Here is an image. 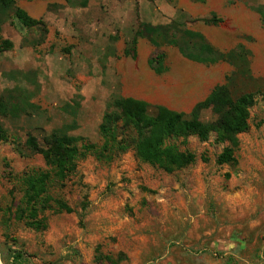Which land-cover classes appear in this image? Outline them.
Masks as SVG:
<instances>
[{
  "label": "rangeland",
  "instance_id": "obj_1",
  "mask_svg": "<svg viewBox=\"0 0 264 264\" xmlns=\"http://www.w3.org/2000/svg\"><path fill=\"white\" fill-rule=\"evenodd\" d=\"M18 6L42 25L25 27L12 17L0 29V101L15 114H0L11 138L0 142V264H109L103 258L119 254L127 258L121 264H264V0H19ZM143 23H175L233 58L204 65L146 39L138 40L134 57L128 46ZM158 51L167 55L161 75L150 67ZM238 68L254 80H241V92L256 100L236 166L216 163L227 146L216 133L207 141L171 140L197 157L172 174L141 162L134 149L111 164L89 156L50 192L74 213L47 211L40 232L17 220L25 175L47 169L42 156L25 149L27 135L42 142L75 124L70 135L101 144L99 126L116 101L189 115ZM202 119L215 118L206 111Z\"/></svg>",
  "mask_w": 264,
  "mask_h": 264
},
{
  "label": "trees",
  "instance_id": "obj_2",
  "mask_svg": "<svg viewBox=\"0 0 264 264\" xmlns=\"http://www.w3.org/2000/svg\"><path fill=\"white\" fill-rule=\"evenodd\" d=\"M18 1L0 0V29L12 17L25 27L41 26L42 22L31 18L18 6ZM202 21L207 25L211 24L208 20ZM140 39H146L158 50L164 45L176 47L186 59L204 65H214L233 58L231 53H221L202 34L182 30L175 23L167 26L143 23L128 46L134 57V50ZM166 60L167 55L158 51L151 58L150 67L157 74H164L168 71ZM241 70L243 69L238 68L224 86L217 87L189 115L164 107H151L133 99L116 101L115 110L107 112L99 126L101 144H93L84 138L70 135L76 129L75 124L53 130L42 142L33 135H27L25 149L30 154L42 156L47 169L25 175L24 197L22 206L16 212L17 220L40 232L47 229L43 216L47 211L74 213L73 208L62 199L53 198L50 192L53 188H63L65 182L77 172L79 163L89 156L111 164L129 149H134L141 162L172 174L194 164L197 157L192 152L181 151L177 145L169 143L171 140L183 139L185 143L187 138L197 136L201 141H207L211 133H216L218 140L227 144L216 163L219 166H236L235 153L240 145L239 136L250 130V109L256 100V94L241 92V80H253L248 69L245 70L247 74ZM8 104L11 105L0 101V114L4 117L15 115L11 113L12 105ZM206 111H211L214 115L213 121L205 122L202 119V114ZM10 141L8 132L0 124V142ZM12 143L23 154L20 142L12 140ZM103 259L109 264L127 261L124 254L117 257L106 256Z\"/></svg>",
  "mask_w": 264,
  "mask_h": 264
}]
</instances>
